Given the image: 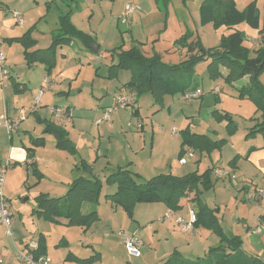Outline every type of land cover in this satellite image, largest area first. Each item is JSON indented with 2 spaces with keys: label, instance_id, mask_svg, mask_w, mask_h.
<instances>
[{
  "label": "rangeland",
  "instance_id": "1",
  "mask_svg": "<svg viewBox=\"0 0 264 264\" xmlns=\"http://www.w3.org/2000/svg\"><path fill=\"white\" fill-rule=\"evenodd\" d=\"M67 1L72 9L76 3L81 6V0ZM96 1L92 15L86 11L75 16L74 21L79 29L82 28L85 30L83 32L93 36L99 46L98 53L95 54L84 48L76 40L69 46L57 49L55 65L50 70L51 76L47 77L48 80L53 79V83L46 87L39 110L46 111L45 114L42 112L41 116L44 115L47 120H55L46 109L51 106L64 107L70 104L74 113L76 112V118H79L80 112L84 113L82 127L73 134H83L79 147L84 159L87 157L88 161H97L90 166L95 164L92 175L94 174L95 178L102 182L98 200L100 208L99 210L98 207L96 208L99 212V220L85 231L81 227H67L63 224V220L62 222L47 221L37 214L38 194L44 193L51 198H62L70 183L81 174L89 175L87 170L90 168L75 170L76 165L80 166L83 157L57 149L54 137L44 133V129L41 132L36 115L30 114L20 124L18 131L12 133V142L9 141L7 133L0 130L2 156H5V149L12 143L17 146L24 143L28 147H33L28 141L29 137L32 141L39 137L44 139V145L33 151L38 158L36 170L41 174L39 178L34 174V168L31 166L33 158L31 160L28 158L25 164L12 162L6 172L4 196L8 210L12 214L10 227L12 235L6 237L5 228L0 224V245L5 249L0 252V264H21L16 260V248L20 249L21 244L29 241H37L40 235L43 237L45 251L51 264L64 263L69 250L59 245L61 240L80 257L87 258L96 254L99 260L91 264H199L208 250L219 245V238L204 229L196 230L194 235L181 234L172 220L159 221V217L165 212L155 217L156 205H158L156 203L137 204L132 212L134 221L133 219L130 221L121 208L111 207L105 195L114 193L115 186L107 184L105 179L116 171L118 166L132 167L130 168L132 172H139L141 177L136 179L137 182H145L158 174L184 176L193 172L202 173L212 166L222 168L226 172L236 171L235 181L214 182L212 188L203 189L201 199L210 208L218 209L216 215L225 236L227 238L239 236L241 252L257 257L264 263V247L258 236L247 237L243 227L245 224L249 228H254L259 224L260 217L264 214V199L260 204L251 203L244 200L242 191H238L244 182L248 181L264 186L261 172L244 160L248 148L253 145L260 146L262 138L260 135L253 138L245 137L247 131L254 125V118L258 119L259 114L256 113L255 105L251 100L237 97V90L233 85L242 86L239 80L230 84L222 77L211 79L206 68L207 61H203L196 65L192 77L194 87L198 86L203 93L200 99L185 102L181 94H176L166 96L161 105H155L149 94H141L137 97V105L140 107L139 119L143 121L144 132L136 128L134 118L129 115V109L117 110L122 119L116 121L114 130H109L110 125L114 124V113L111 116L112 121L103 125L96 126L94 124L96 115L92 117V113L98 112L100 96H104L106 91L111 94L110 90H116L121 83L129 79L130 73L125 70H119L113 80L105 78L109 66L116 62L114 57L108 56L114 48L122 46L129 49L135 46L145 56L157 54L162 62L174 65L179 64L186 55L184 49L176 46L182 37L187 34H198L203 48L211 49L219 45L221 37L227 31L226 28H214L212 25L199 26L198 8L201 0H170L166 8L155 5L154 0ZM241 2L242 0H237V8L244 9L245 5ZM258 2L261 11L264 8V0ZM126 4L138 5L141 8V11L133 16L130 24L117 20ZM51 11V16L56 14V7L53 6ZM11 12L9 14L0 10L3 17L0 21L6 20L4 25L9 28L13 25ZM262 23L263 18L260 19V26ZM236 29L243 31L249 40H256L258 32L251 28L248 21L240 24ZM20 30L16 28L15 32L19 33ZM47 30L50 32L52 29L42 20L37 23L32 35L37 40L35 49H45L49 46L50 36ZM7 34L13 33L7 32ZM244 46L258 48L248 40L244 41ZM5 47H1L5 55L9 51L10 55L14 53L9 62H5L6 66L12 76L15 79L19 76L20 82L27 87L23 92L14 93L10 84H6L8 80L4 84L2 94L7 101L8 110L14 107L15 113L17 109L23 107L27 110L32 106H30L31 101L37 95V82L43 83L47 72L41 64L28 68L21 56L22 53H16L14 49L5 50ZM258 81L264 86V71L258 77ZM51 85L52 89L49 88ZM215 86L219 87L217 95L211 92ZM57 90L66 91L68 94L59 98ZM3 102L0 92V112L4 111ZM89 107L93 111L86 112ZM10 114L9 116H14ZM187 128L206 136L211 142L221 139L225 142L220 149L209 153L204 151L201 156L194 152L195 156L188 163L181 165L177 151L181 142V132ZM171 129H174L175 134L170 133ZM108 143L111 150L109 154L108 149L106 150ZM152 147H154L153 152H151ZM150 153H152L151 158ZM4 158L6 159L2 157ZM148 159H150L149 163L146 162ZM233 159L237 168L230 165ZM108 161L111 164H108ZM84 206L94 208L90 204ZM184 207L185 210L190 207L195 208L190 202ZM126 221H129L133 228L131 232L134 234L137 231L138 238L143 243L138 257L129 255L124 248L120 231L123 230L127 234L123 226ZM161 224H168L169 230H162ZM157 228L160 230L155 232ZM261 230H264L263 226ZM168 235L170 236L166 237ZM173 236L183 242L176 249L180 256L173 255L174 249L171 246Z\"/></svg>",
  "mask_w": 264,
  "mask_h": 264
},
{
  "label": "trees",
  "instance_id": "2",
  "mask_svg": "<svg viewBox=\"0 0 264 264\" xmlns=\"http://www.w3.org/2000/svg\"><path fill=\"white\" fill-rule=\"evenodd\" d=\"M154 1L166 8L170 0ZM198 16L201 27L212 25L214 28L233 29L248 21L251 28L258 30L260 35L258 48L252 50L245 47V35L240 31L223 35L219 45L211 49L203 48L198 34H187L176 44L178 48L186 51L184 59L179 64L170 65L162 62L157 54L149 57L142 54L135 46L127 50L121 46L114 48L108 54L110 58L114 57L116 62L109 66L107 77L113 79L119 70L128 71L130 79L124 88L129 93H135L137 97L141 94H149L155 105H161L166 96L182 94L187 90L192 83L196 65L203 61H207L206 68L211 79L221 77L220 67L227 71L224 77V81L227 83L231 84L247 77L248 84L237 89V97L251 100L259 118H254V125L247 131L245 137L253 138L260 135L262 144L259 147H249L244 156L246 160L253 152L264 150V86L258 81V77L264 71V13L262 15L263 23L260 26L261 18L255 3L240 10L234 0H201ZM58 24L59 27L52 34L48 48L24 52V59L28 66L40 63L49 72L54 66V53L57 48L77 40L90 50V45L96 43L93 37L72 25L68 14L59 16ZM29 35L27 33L20 39L23 41L25 49L32 46L34 42ZM15 87L17 88V84L14 85L16 90ZM135 114H137L136 109L133 110V115ZM40 123H44V133L54 137L57 149L71 155L76 154L74 145L67 139L66 132L61 127L47 121ZM224 142L222 139L211 142L206 136L193 133L187 128L181 132V149L178 158L182 156L186 147L201 156L204 151L209 153L212 150L220 149ZM31 143L33 147L27 149L29 160L33 156L34 149L44 145V139L42 137L35 138ZM234 159L230 161V165L233 167L235 166ZM80 167L87 168L84 161L80 162ZM214 168L209 167L202 173L193 172L184 176L159 174L145 182H137L128 171L118 169L105 179L107 184L115 186L114 193L105 195V199L114 207H120L129 219H132V212L137 204L161 203L168 210L178 212L184 208L186 203H193L196 217L194 230L205 229L219 238V245L208 250L207 255L199 264H264L257 257L241 252L239 236L231 238L225 236L216 215L218 209H212L202 201L203 189L212 188L214 182L218 181L212 174ZM33 171L39 178L41 174L35 168ZM262 178L264 184V162ZM245 183L264 188V186H258L251 181ZM101 190L102 182L99 179L78 177L70 183L62 198H51L44 193L38 194L36 212L47 221L60 222L59 220H63L67 227L89 229L99 220L96 207ZM239 191L244 192L242 187ZM263 199L248 201L244 198L245 201L255 204H259ZM85 204L94 207L86 214L81 211ZM263 218L264 216L260 219ZM37 253L44 254V242L41 235L38 236ZM98 260V256L94 255L81 260V262L89 264Z\"/></svg>",
  "mask_w": 264,
  "mask_h": 264
},
{
  "label": "crops",
  "instance_id": "3",
  "mask_svg": "<svg viewBox=\"0 0 264 264\" xmlns=\"http://www.w3.org/2000/svg\"><path fill=\"white\" fill-rule=\"evenodd\" d=\"M72 2H73V0H71ZM235 1V3H236V6H237V0H234ZM67 0H0V10L2 9V10H4L5 12H8L9 14H10V12L12 11V9H14V11H16V10H18V11H20V12H18V11H16V12H18L19 13V15L21 16V19H22V25H19V24H17L16 23V20L13 18V25H12V27H6L4 24L7 22L6 20H2V21H0V35H1V37H0V50L3 52V50L1 49V47L2 46H6L5 47V50H12V49H14V50H16V53H22L21 54V56H22V58H23V61H24V63H25V65L28 67V68H31L33 65H35V64H40V63H34V64H32L31 66H28L27 64H26V61H25V59H24V52L25 51H27V52H32V51H34V50H43V49H39V48H37V49H35L34 47L36 46V44H37V40L36 39H34L33 38V33H34V31L33 30H35L36 28H37V23H39L41 20L45 23V25H47V26H49L52 30L49 32L48 30L46 31L47 33H49L48 35L50 36V43H51V36H52V34L53 33H55L56 31H57V29H58V27H59V24H58V18H59V16H63V15H66V14H68V16H69V19H70V22L72 23V25L75 27V28H77L78 30H80L81 32H83V31H85V30H83L82 28H78L79 26L75 23V21H74V18H75V16H77L78 14H81V13H85L86 11H88V12H90V14L92 15L93 14V7L96 5V0H81L80 1V5L81 6H79V4H77L76 3V5L74 6V8L72 9L71 8V5H69V4H67ZM243 5H245V7H244V9L248 6V5H250L251 3H255L256 4V7H257V9H258V11H259V14H260V18H262V15H263V13H264V8H263V10H261L260 11V8H259V6H258V4H259V2H258V0H242V2H241ZM155 5H159V4H157V3H155ZM53 6H55L56 7V14H54L53 16H51V14H52V11H51V9H52V7ZM16 9V10H15ZM199 9V8H198ZM239 9V8H238ZM240 10H242V9H240ZM123 11H124V8H123V10L120 12V16H118L117 17V20H121L120 18H121V16H122V14H123ZM140 12V11H139ZM12 16V15H11ZM37 16H38V18H37ZM0 18H3V17H1V13H0ZM24 19H26V21H24ZM37 19H39V21L37 22ZM9 28V29H8ZM16 28H19V29H21L20 30V32L19 33H16L15 32V30H16ZM82 29V30H81ZM226 32L223 34L224 36H226V35H229V34H231V33H233V32H235V31H240V30H238V29H236V27L235 28H233V29H227L226 28ZM32 31V32H31ZM257 32H258V30H256ZM7 32H11V33H13V34H7ZM240 32H243V31H240ZM30 34L29 36H30V38L34 41L33 42V45L32 46H30V47H28V48H24V46H23V41H21L20 39L22 38V36L23 35H25V34ZM41 33H44V32H41ZM83 33H85V32H83ZM244 33V32H243ZM85 34H88V35H90L91 37H93L90 33H85ZM245 35V34H244ZM260 35L259 34H257V37H256V40H254V41H256L257 43H259V41H260ZM94 39V38H93ZM95 40V39H94ZM245 40H248V41H250L249 40V38L248 37H245ZM77 41V40H76ZM73 42V41H72ZM72 42L69 44V45H71L72 44ZM79 42V41H78ZM96 42V41H95ZM50 43H49V45H50ZM96 45H97V47H98V50H99V46H98V44L97 43H95ZM20 46V47H15V46ZM69 45H66V46H69ZM82 45V44H81ZM83 46V45H82ZM49 47V46H48ZM47 47V48H48ZM61 47H64V46H61ZM61 47H59V48H61ZM84 47V46H83ZM246 47V46H245ZM59 48H57V49H59ZM85 48V47H84ZM46 49V48H45ZM57 49L55 50V53H54V65H55V56H56V51H57ZM87 49V48H86ZM124 50H127L126 48H123ZM250 49H254L253 47L252 48H250ZM7 52V51H6ZM3 54L5 55V53L3 52ZM14 54V53H13ZM13 54H11L10 55V51L9 52H7V54L5 55V58H6V62H9V60H10V58L11 57H13ZM42 66H43V68H44V70L46 71V69H45V66L43 65V64H41ZM54 67V66H53ZM9 69V68H8ZM108 70H109V68H108ZM219 71H220V73H221V77L224 79V77L226 76V74H227V71L225 70V68H222V67H220L219 68ZM47 72V71H46ZM50 71L49 72H47L46 73V78H44V79H47V77L48 76H51L50 75ZM193 77V76H192ZM106 79H108V80H113V79H115V78H113V79H109L107 76L105 77ZM129 79H130V74H129ZM129 79L126 81V82H124V83H121L120 84V86H118L117 88H116V90H113V91H111L110 90V92H111V94H109V92L107 93V91L105 92V94H104V96H100V101H99V104H100V106L98 107V112L96 111H94L95 112V114L94 113H92V117H94L95 115H96V118L94 119L95 120V122L98 120V118L97 117H99V118H101L102 119V112L106 109V108H109V107H112L113 105H114V101H115V96L116 95H118V94H127V93H129V91L128 90H126L125 88H124V85L129 81ZM48 80V79H47ZM49 81V84H51V82L53 83V79H49L48 80ZM7 82V81H6ZM239 83H241L242 84V86H240V87H237V86H235V85H233V87L237 90V89H240L241 87H243V86H245V85H247L248 84V78L247 77H244V78H242V79H240L239 81H238ZM43 83H44V81H43ZM43 83L42 82H40V81H38L37 82V92H38V90L43 86ZM5 84V83H4ZM4 84H2V85H0V92H1V101H3L4 100V105H5V107L3 108L4 109V111H2V112H0V114H3V113H5L8 117H15L16 116V111H15V113H14V110H15V108L13 107L11 110H8L9 108H8V105H7V101H6V99L4 98V96H3V94H2V91H3V89H4ZM6 84H10V86L12 87V89L14 90V93H16V92H23V91H25L26 89H27V87H26V85L24 84V83H21L20 82V79H19V76H17V79H15L13 76H12V74L10 73V71H9V79H8V82L6 83ZM15 84H17V88H16V90L14 89V85ZM194 80L192 79V83H191V85L189 86V88H193L194 87ZM50 86V85H49ZM239 86V85H238ZM215 87H218V86H215ZM214 87V88H215ZM32 88V87H31ZM50 89H52V85H51V87H49ZM188 88V89H189ZM195 88V87H194ZM197 88H199L198 86H197ZM219 88V87H218ZM213 89V88H212ZM30 90H32V89H30ZM57 92V94H58V96H60L59 98H62V96H66L68 93L66 92V91H63V90H57L56 91ZM35 97V96H34ZM34 97H33V99H32V101H31V104H30V106L33 104V100H34ZM43 97H44V95L42 96V98H41V101H42V99H43ZM165 98V97H164ZM164 98H163V101L162 102H164ZM41 103V102H40ZM137 103H138V101H137ZM137 105V104H136ZM29 106V107H30ZM39 107H40V105L38 106V109H37V111L34 113V115H36V120H38V127L39 128H41V132L43 131V129H44V123H40L41 121L42 122H44V121H47V122H49V123H53V124H55V122H54V120H47V118H45V116L43 115V116H41L42 115V112H44V114H45V110H43V109H40L39 110ZM64 107H69V108H71V105L70 104H68V105H65ZM23 108V107H22ZM139 105H137V108L135 107V109L137 110V114H135V115H133V110H135V109H131L130 110V113H129V115H130V117H133L134 118V121H135V119H138L139 120V122H140V120H141V127L139 128L140 129V131H142V132H144V124H143V121H142V119H139L140 117H141V114H140V110H139ZM47 110H48V107L46 108ZM10 111H12V114H10ZM87 111H93V109L91 108V107H89V109H87L86 110V112ZM168 111H169V109H168ZM48 112H49V110H48ZM116 112V111H115ZM114 112V124L111 126L110 125V128H109V130H114V128H116V121L118 120V119H122V117H121V115H119L118 114V111L115 113ZM9 114L10 115H14V116H9ZM83 114L84 113H82V112H80V114H79V118H76V112L74 113V115L75 116H73V117H75L76 119L74 120V118H72L73 120H71L70 122H67V123H65L61 128L66 132V135H67V139L74 145V147H75V150H76V154L74 155V156H77V155H81V153H80V151H81V149H80V147H79V144H81V141H82V136H83V134L82 133H77V134H73L74 133V131H76V130H79L81 127H82V120H83ZM113 114V113H112ZM112 114L110 115V121L109 122H111L112 121V118H111V116H112ZM140 116V117H139ZM91 117V118H92ZM153 117H155V116H153ZM43 119V120H42ZM95 122H94V124H95ZM108 122V123H109ZM105 123H107V122H105V121H102L101 123H99L98 125H103V124H105ZM67 124V125H66ZM97 126V125H96ZM107 127V126H106ZM0 130H2V129H0ZM2 131H4V130H2ZM192 132V131H191ZM193 133H195V132H193ZM196 134H198V133H196ZM152 135H154V132L152 131ZM200 135V134H199ZM7 136V135H6ZM40 138V137H39ZM43 138V137H42ZM28 139V138H27ZM9 141L10 142H12V137L10 136L9 137ZM29 143H31V141H32V138L31 137H29ZM180 144H181V142H180ZM109 143H108V145H107V148H106V150L108 149V154L110 153V148H109ZM254 146V145H253ZM261 146V145H260ZM100 145H99V143H98V152L100 151ZM251 147V146H250ZM255 147H259V146H255ZM27 149H28V146L26 145V144H24V143H22L21 145H19V146H17V144H14V143H12L10 146H8L5 150V156H2V152H1V154H0V159H2V157H6V158H9L13 163H21V164H25V161H27V159L29 158L28 157V152H27ZM141 149H143V148H141ZM180 145H179V148H178V154H179V152H180ZM35 150H36V148H35ZM34 150V151H35ZM2 151V150H1ZM154 151V147H152V150H151V152H153ZM178 154H177V157H178ZM83 158L81 159V161H84V163H85V166L88 168H90L89 170H90V172H88V174L89 175H87V176H85V175H83V174H81L80 175V177H84V178H95V175L93 174L92 175V173H93V166H95V164L97 163V161H94V162H91V161H88L87 159V157H85V159H84V156L83 155H81ZM111 158H112V156L111 155H109ZM151 156H152V153H150V158H151ZM194 156H195V154H194ZM32 167L33 168H35L36 169V163L38 162V158L36 157V155H35V152H33V156H32ZM5 159V158H4ZM245 160V159H244ZM80 161V162H81ZM178 161H179V158H178ZM190 161V160H189ZM188 161V162H189ZM146 162H150V159H148ZM187 162V163H188ZM263 162H264V150H259V151H256V152H253L249 157H248V159H246V162L245 163H248V164H250V165H252V166H254L255 168H257L260 172H261V174H262V176H263ZM92 163H95L92 167L90 166ZM147 163V164H148ZM108 164H111V162L110 161H108ZM130 164H132V162H130ZM166 164V163H165ZM151 166L154 168V165L153 164H151ZM213 167V166H212ZM130 168H132V167H128V168H123V167H120V166H118L117 167V169H116V171L118 170V169H122V170H126V171H128L135 179H138L139 177H141L140 176V174H139V172H132L131 170H130ZM235 168H237V166H235ZM82 169H84L85 170V168L83 167H80V166H75V170H82ZM38 171V170H37ZM116 171H114V172H116ZM39 172V171H38ZM232 172L236 175V171H234V170H232ZM159 175V174H158ZM154 177V176H153ZM6 178V177H5ZM252 182V181H251ZM5 184H6V180H5V182H4V187H3V194H4V190H5ZM238 191H239V189H238ZM5 197V196H4ZM6 199V198H5ZM7 201V200H6ZM99 204V203H98ZM111 204V203H110ZM156 204H158V205H156V209H157V212H156V215H155V217L157 216V215H160V214H162V213H164V212H166L168 209H167V207L165 206V205H163V204H161V203H156ZM260 204V203H259ZM113 205L111 204V207H112ZM137 206V205H136ZM135 206V207H136ZM190 206V205H189ZM97 207H98V210H99V208H100V206L99 205H97ZM96 207V208H97ZM115 208H120V207H115ZM187 208V207H186ZM190 208H192V207H190ZM135 209V208H134ZM92 209L91 208H89V206H83L82 207V209H81V211H82V213H84V214H86V213H88V212H90ZM185 211V212H184ZM184 212V214L182 215V213ZM97 213L99 214V212L97 211ZM177 215H179V216H181V217H184V218H186V216H187V209L185 210V207L183 208V209H181L180 211H178V212H175ZM262 216H264V214L262 215ZM261 216V217H262ZM154 217V218H155ZM260 217V218H261ZM129 219V218H128ZM132 219H133V221H134V216H132ZM132 219H129L130 221L132 220ZM60 222H62V220L60 221ZM63 224H64V221H63ZM173 225L175 226V224L173 223ZM126 229V231H127V234L123 231V230H121L120 232H122L123 233V237L124 236H132V235H136L137 237H138V235H137V231L136 232H134V234L131 232L132 231V227H131V225H130V223H129V221H126V224L125 225H123ZM161 228H162V230H167L168 228H169V225L168 224H161ZM260 226V227H259ZM261 226H263L264 227V218L261 220L260 219V222H259V224L258 225H256L254 228H249L247 225H245V224H243V227L245 228V230H246V234H247V237H249V238H252V237H254V236H258V238H259V240H260V242L262 243V245H263V247H264V230L262 231L261 230ZM176 227V226H175ZM177 228V227H176ZM83 229V228H82ZM256 229H260V232H256ZM85 230V229H84ZM158 230H160L159 228H157V229H155V232H158ZM169 230V229H168ZM178 230V229H177ZM198 230V229H197ZM205 230V229H204ZM86 231V230H85ZM207 231V230H206ZM179 232V231H178ZM209 232V231H208ZM129 233H131V234H129ZM171 233V232H170ZM180 233V232H179ZM170 235H168V236H166V237H169ZM174 238H172V249H174L173 251V255H179L180 256V254L177 252V248H178V246L179 245H181L183 242L182 241H180L179 239H177V237L176 236H173ZM167 239V238H166ZM140 240V239H139ZM37 242H38V237H37ZM21 243V242H20ZM68 243V242H67ZM142 243V242H141ZM123 244H124V241H123ZM59 245L60 246H65L64 248L66 249V248H68V253H67V255H66V257H65V259H64V263L63 264H85V263H82L81 262V260H83V259H88L89 257H87V258H84V257H80V256H78L77 255V253L76 252H74L73 250H70L69 249V247H68V245L66 244V242L64 243L63 242V240H61L60 241V243H59ZM142 246H143V243H142ZM216 247V246H215ZM22 248V244H21V247H20V249ZM124 248H125V246H124ZM19 250V248H16V252ZM46 249H45V247H44V254L47 256V254H46V251H45ZM126 250V249H125ZM96 255V254H95ZM259 255L260 254H258L257 256L259 257ZM93 255H91L90 257H92ZM48 257V256H47ZM49 258V257H48ZM98 259H99V257H98ZM95 262H97V261H95ZM62 264V263H61ZM89 264H91V263H89Z\"/></svg>",
  "mask_w": 264,
  "mask_h": 264
},
{
  "label": "built area",
  "instance_id": "4",
  "mask_svg": "<svg viewBox=\"0 0 264 264\" xmlns=\"http://www.w3.org/2000/svg\"><path fill=\"white\" fill-rule=\"evenodd\" d=\"M141 11L140 6L134 4H126L121 16V21L127 24L131 23L133 16ZM12 17L16 20V23L22 25V19L18 12L12 11ZM254 47L258 46L257 42L250 40ZM6 58L3 52L0 50V85L4 84L9 79V69L5 64ZM49 85V81L44 79L43 86L38 90L37 95L34 97L33 104L27 110L20 108L16 110V116L13 118L8 117L5 113L0 114V129L4 130L8 137L12 133L18 131L20 124L24 122L30 114H34L38 106L40 105L41 98L46 91V87ZM214 95H217L219 88L215 87L211 90ZM203 93L200 88H189L181 94V98L185 102L198 100L202 97ZM137 96L135 93L118 94L115 96L114 105L106 108L102 112V119L97 120L95 125H98L102 121L109 122L110 115L119 109L133 110L136 107ZM51 116L54 117L56 126L62 127L65 123L70 122L74 116V110L69 107H48ZM136 128L141 127V123L138 119L134 121ZM171 134H175L174 129H171ZM194 157V151L191 148L186 147L182 156L179 158L181 165L186 164ZM12 161L9 158L0 159V224L5 228V236L11 237V223L12 214L8 210L7 201L3 194V187L5 182V175L8 168L11 166ZM213 177L217 180H228L230 182L235 181V174L226 172L222 168L213 169ZM244 192V198L248 201H258L264 198V188L254 186L251 183H245L242 186ZM172 220L178 231L181 234L194 235V224L196 222L195 210L193 208L187 209L186 218L177 215L172 210H167L162 216L159 217V221ZM150 226V225H148ZM256 232H260V229H256ZM124 245L129 255L138 257L140 255V248L142 243L136 235L124 236ZM0 245V252L4 251ZM38 252V242L29 241L22 244V248L16 252V260L21 264H51V260L45 255Z\"/></svg>",
  "mask_w": 264,
  "mask_h": 264
},
{
  "label": "water",
  "instance_id": "5",
  "mask_svg": "<svg viewBox=\"0 0 264 264\" xmlns=\"http://www.w3.org/2000/svg\"><path fill=\"white\" fill-rule=\"evenodd\" d=\"M90 50H91V52H93V53H95V54H97L98 53V47H97V45L94 43V44H91L90 45ZM88 172H90V170L88 169L87 170Z\"/></svg>",
  "mask_w": 264,
  "mask_h": 264
}]
</instances>
